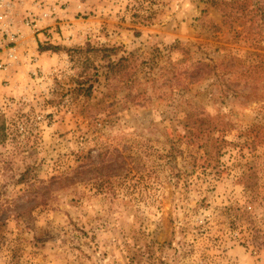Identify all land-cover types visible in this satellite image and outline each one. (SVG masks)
<instances>
[{
	"label": "rangeland",
	"instance_id": "rangeland-1",
	"mask_svg": "<svg viewBox=\"0 0 264 264\" xmlns=\"http://www.w3.org/2000/svg\"><path fill=\"white\" fill-rule=\"evenodd\" d=\"M33 1L61 9L0 73V264H264V0Z\"/></svg>",
	"mask_w": 264,
	"mask_h": 264
},
{
	"label": "built area",
	"instance_id": "built-area-1",
	"mask_svg": "<svg viewBox=\"0 0 264 264\" xmlns=\"http://www.w3.org/2000/svg\"><path fill=\"white\" fill-rule=\"evenodd\" d=\"M45 1L35 2L40 12L36 14L33 9L25 12V18L21 21V25L14 18L12 4L5 0H0V73L7 71L9 67L17 62L21 56L20 47L25 35L29 30L41 33L44 30L43 22L59 16L61 7L57 5L48 6ZM25 34V35H24Z\"/></svg>",
	"mask_w": 264,
	"mask_h": 264
},
{
	"label": "crops",
	"instance_id": "crops-1",
	"mask_svg": "<svg viewBox=\"0 0 264 264\" xmlns=\"http://www.w3.org/2000/svg\"><path fill=\"white\" fill-rule=\"evenodd\" d=\"M5 1L11 2L12 4L11 12L13 10V14L20 15L21 12L25 14L27 10L33 9L35 7L33 0H5ZM0 10H4V8H0Z\"/></svg>",
	"mask_w": 264,
	"mask_h": 264
},
{
	"label": "trees",
	"instance_id": "trees-1",
	"mask_svg": "<svg viewBox=\"0 0 264 264\" xmlns=\"http://www.w3.org/2000/svg\"><path fill=\"white\" fill-rule=\"evenodd\" d=\"M192 74L195 75V73H192ZM58 180H59V179L55 178V179L52 181V183H50V184L48 185V188H47V190H46L47 193L52 192L53 186L55 187V185L60 184ZM72 180H73V179H71V178H67V177H66L65 182H70V181H72ZM1 212H2V210L0 209V222L2 221V216H3V214H2Z\"/></svg>",
	"mask_w": 264,
	"mask_h": 264
}]
</instances>
